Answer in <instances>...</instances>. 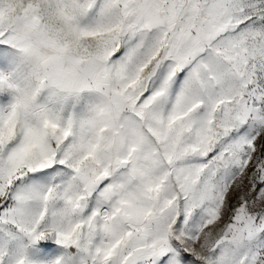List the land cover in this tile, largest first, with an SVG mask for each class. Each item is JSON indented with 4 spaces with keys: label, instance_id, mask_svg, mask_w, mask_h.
Wrapping results in <instances>:
<instances>
[{
    "label": "snow or ice",
    "instance_id": "1",
    "mask_svg": "<svg viewBox=\"0 0 264 264\" xmlns=\"http://www.w3.org/2000/svg\"><path fill=\"white\" fill-rule=\"evenodd\" d=\"M0 264H264V0H0Z\"/></svg>",
    "mask_w": 264,
    "mask_h": 264
}]
</instances>
